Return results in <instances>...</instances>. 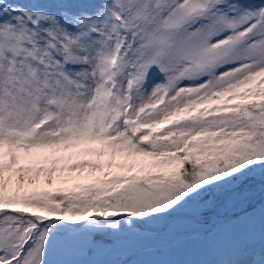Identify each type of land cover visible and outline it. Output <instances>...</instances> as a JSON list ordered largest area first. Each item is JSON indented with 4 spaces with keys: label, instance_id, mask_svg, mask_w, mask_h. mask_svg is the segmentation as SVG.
I'll list each match as a JSON object with an SVG mask.
<instances>
[{
    "label": "snow or ice",
    "instance_id": "1",
    "mask_svg": "<svg viewBox=\"0 0 264 264\" xmlns=\"http://www.w3.org/2000/svg\"><path fill=\"white\" fill-rule=\"evenodd\" d=\"M0 264H264V0H0Z\"/></svg>",
    "mask_w": 264,
    "mask_h": 264
}]
</instances>
